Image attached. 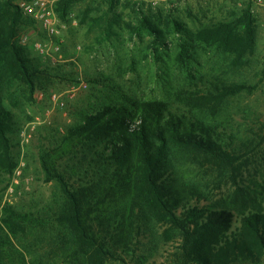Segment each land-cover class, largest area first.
Returning <instances> with one entry per match:
<instances>
[{
    "label": "trees",
    "instance_id": "1",
    "mask_svg": "<svg viewBox=\"0 0 264 264\" xmlns=\"http://www.w3.org/2000/svg\"><path fill=\"white\" fill-rule=\"evenodd\" d=\"M80 1L56 3L59 20L64 22ZM119 4L102 0L106 10L91 23L111 22L109 14ZM132 10L138 30L155 41L163 37V30L182 29L158 7L143 11L134 3ZM87 15L84 11L79 17L81 25ZM25 21L32 22L10 0H0V176H8L15 167L9 108H21L19 96L31 100L39 71L20 43ZM255 24L250 7L243 4L202 24L191 42L214 47L236 67L246 66L256 47ZM185 47L179 45L180 54ZM246 88L209 79L201 86L182 88L173 103L109 105L87 114L81 124L43 149L38 160L44 181L56 182L62 192L51 228L54 224L53 244L64 264H106L118 252L131 255L150 243L173 245L162 264H264V174L263 160L257 158L264 125L236 146L232 141L224 144L191 116L203 108L215 112L225 98ZM78 150H83L80 157ZM65 156L71 157L70 164L62 165ZM67 170L74 181L67 179ZM215 190L221 192L212 200ZM27 220L10 207L4 209L0 264H24L11 239Z\"/></svg>",
    "mask_w": 264,
    "mask_h": 264
},
{
    "label": "rangeland",
    "instance_id": "2",
    "mask_svg": "<svg viewBox=\"0 0 264 264\" xmlns=\"http://www.w3.org/2000/svg\"><path fill=\"white\" fill-rule=\"evenodd\" d=\"M10 1L16 6L17 0ZM101 1L76 3L64 22L58 18L56 35L49 36L28 21L19 32L20 43L27 47L39 71L31 100L26 102L28 95L24 99L19 96L24 103L21 108H9L13 127L8 137L15 167L8 176H0V217L7 207L28 217L19 224L17 237L11 239L24 264H64L53 244L54 224L51 228L62 192L56 182L44 181L38 158L87 114L109 105L127 107L133 101L173 103L182 88L215 79L247 88L225 98L215 112L204 108L192 111L195 120L213 130L224 144L232 141L236 146L251 138V130L264 125V0H118L120 4L109 14L111 22L93 24L91 19L106 10ZM134 3L143 11L160 8L182 29L163 30V37L155 41L145 30H138ZM243 4L250 7L256 21V47L246 66H234L231 57L214 47L193 46L191 38L202 24ZM84 11H88V21L81 25L79 17ZM180 44L186 46L182 54ZM80 82L86 87H80ZM53 94L60 97L63 109L54 104ZM82 151L78 150L77 157ZM257 158L263 160L260 170L264 174V144ZM70 160L65 156L61 164H70ZM250 173L254 175L253 170ZM65 175L67 179L72 176L68 170ZM71 178L70 182L74 181ZM221 191L215 190L212 200L218 199ZM0 236L4 237L1 231ZM154 246L146 244L131 255L118 252L116 259L106 264L164 263L173 245ZM141 256L146 261H141Z\"/></svg>",
    "mask_w": 264,
    "mask_h": 264
},
{
    "label": "built area",
    "instance_id": "3",
    "mask_svg": "<svg viewBox=\"0 0 264 264\" xmlns=\"http://www.w3.org/2000/svg\"><path fill=\"white\" fill-rule=\"evenodd\" d=\"M60 0H17L16 6L20 10L22 16L29 21H32L35 25H38L49 36L56 35L58 17L55 13V5ZM260 2V0H258ZM80 87L85 88L86 85L80 82ZM52 100L59 109L64 108V103L60 97L56 94L52 95ZM23 165V163H21ZM19 168L16 173L19 174Z\"/></svg>",
    "mask_w": 264,
    "mask_h": 264
}]
</instances>
